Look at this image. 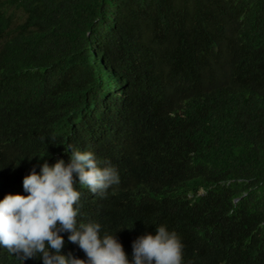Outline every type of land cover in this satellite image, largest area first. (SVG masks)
I'll list each match as a JSON object with an SVG mask.
<instances>
[{"label":"trees","instance_id":"1","mask_svg":"<svg viewBox=\"0 0 264 264\" xmlns=\"http://www.w3.org/2000/svg\"><path fill=\"white\" fill-rule=\"evenodd\" d=\"M69 148L117 169L77 220L129 259L163 224L183 264H264V0H0V199Z\"/></svg>","mask_w":264,"mask_h":264},{"label":"clouds","instance_id":"2","mask_svg":"<svg viewBox=\"0 0 264 264\" xmlns=\"http://www.w3.org/2000/svg\"><path fill=\"white\" fill-rule=\"evenodd\" d=\"M68 162L49 165L38 158L22 179L25 195L5 194L0 199V248L23 261L39 258L42 264H183L184 245L166 225L132 241L131 258L114 234L101 235L97 222L78 223L81 193L86 187L96 199L120 183L117 169L92 151L69 148ZM37 166L39 172H37ZM63 233L86 259L62 254Z\"/></svg>","mask_w":264,"mask_h":264}]
</instances>
